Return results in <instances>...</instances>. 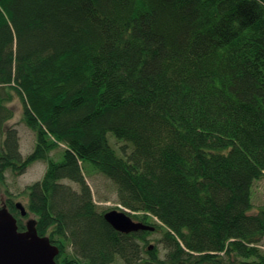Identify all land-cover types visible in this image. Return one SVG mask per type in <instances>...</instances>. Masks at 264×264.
Segmentation results:
<instances>
[{"label": "trees", "instance_id": "obj_1", "mask_svg": "<svg viewBox=\"0 0 264 264\" xmlns=\"http://www.w3.org/2000/svg\"><path fill=\"white\" fill-rule=\"evenodd\" d=\"M0 132L3 186L47 163L25 208L57 264H264V0H0ZM87 171L155 232L114 230Z\"/></svg>", "mask_w": 264, "mask_h": 264}, {"label": "rangeland", "instance_id": "obj_2", "mask_svg": "<svg viewBox=\"0 0 264 264\" xmlns=\"http://www.w3.org/2000/svg\"><path fill=\"white\" fill-rule=\"evenodd\" d=\"M10 91V90H9ZM13 93V100L7 104L8 108L13 113V117L11 120L7 121L4 126V130L8 131L9 129H15L19 133L20 137V151L23 155L24 159L27 158L30 154L33 153L36 146V137L33 131H31L26 124L23 122V105L20 97ZM3 131V129H2ZM5 135L0 132V145L3 142ZM108 139L111 144L117 149L120 154H123L122 148L127 146L128 143L118 141L117 137L109 133ZM125 151L130 153L132 151V147H128ZM59 151L52 153L53 156H56ZM126 155V154H123ZM60 159V158H59ZM58 159V160H59ZM61 160V159H60ZM47 163L44 161L36 162L31 165L24 174L22 175H13L11 172L7 173V184L3 186L0 183V207L2 206V202L7 203V199H14V203H21L25 207L28 205L29 200L25 190L28 186L41 181L47 170ZM88 172V171H87ZM87 183L90 185L96 204L98 205L100 211H120V212H128L124 207L119 204V198L117 194V188L115 185L109 181L104 176L97 174L96 172L87 173ZM66 185H69L76 191H80V187L78 184L73 183L71 181H64ZM9 188V189H8ZM6 190H9L13 196H8L6 194ZM252 201L254 205V210L258 211L260 208L264 207V179L257 181L253 186L252 192ZM128 214V213H127ZM16 217L15 214H13ZM19 218H22L21 216ZM18 217L16 218L18 221L20 220ZM34 218V216L30 215L29 217H23L21 220L24 224L28 222L29 219ZM161 239V234L154 235L150 238V245L154 248L157 246L162 248L161 244H158V240ZM152 247V248H153ZM264 252V243L261 246ZM114 264H124L123 261L118 260Z\"/></svg>", "mask_w": 264, "mask_h": 264}, {"label": "water", "instance_id": "obj_3", "mask_svg": "<svg viewBox=\"0 0 264 264\" xmlns=\"http://www.w3.org/2000/svg\"><path fill=\"white\" fill-rule=\"evenodd\" d=\"M22 217L28 212L21 203H16ZM105 220L119 233L130 235L140 231L155 232V228L135 222L126 212L110 211ZM32 218L26 230L20 231L18 221L10 212L6 202L0 207V264H57L60 249L51 243L48 236H41Z\"/></svg>", "mask_w": 264, "mask_h": 264}]
</instances>
